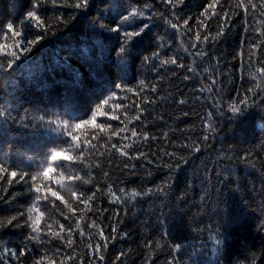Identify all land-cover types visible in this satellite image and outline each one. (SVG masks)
Instances as JSON below:
<instances>
[{
	"label": "trees",
	"instance_id": "1",
	"mask_svg": "<svg viewBox=\"0 0 264 264\" xmlns=\"http://www.w3.org/2000/svg\"><path fill=\"white\" fill-rule=\"evenodd\" d=\"M38 2L35 11L43 25L37 28L36 21H25V35L33 39L47 28L45 38L27 58L22 57V64L17 62L16 71L0 70V105L11 104L7 109L11 129L25 115L55 116L69 105L78 106L81 117L88 119L96 104L113 93L115 98L102 109L108 116L97 118L103 129L89 124L79 131L81 140L89 143L80 144L73 154L82 150L83 161L65 162V178L53 184L67 204L77 208L75 215L59 200L40 201L37 206L44 217L37 233L23 224L29 215H36L29 212L34 199L29 186L16 180L8 185L7 177L0 181V220L24 213L22 226L0 228V248L27 245L31 252L21 262L0 257V264H32L41 255L56 264H251L252 252L257 253L256 264H264V234L257 230L264 220V111L250 107L234 115L229 108L245 94L257 93L253 97L257 101L264 98L261 0H253L257 7L249 6L246 13L237 7L238 0H219L215 14L212 10L204 14L211 0H184L174 10L161 0H91L86 12L72 7L75 0ZM34 3L37 0H0V26L11 22L19 31V21ZM130 7H139L154 19L148 35L135 38L121 73L114 53L117 36L101 24L110 25L106 17ZM158 13L181 27L172 29ZM5 32L0 28V43L6 50L24 39ZM155 51L159 56L152 55ZM7 58L0 55L5 63ZM171 59L177 63H163ZM114 83L123 88L104 89ZM28 131L25 136L7 135L13 161L21 158L25 171H38L37 162L43 164L47 149L67 147L54 143V133L34 138ZM194 146L200 151H193ZM5 151L7 147L0 145V160ZM245 154L254 167L242 159ZM70 174L82 179L69 181ZM72 191H95L92 210L82 214ZM133 193L139 194L133 197ZM60 224L63 240L48 231L51 226L59 232ZM99 229L108 237L107 246L93 255L101 239ZM30 233L39 239L26 240ZM214 237L224 244L216 245ZM69 238L71 246L66 243ZM157 242L160 248L155 247ZM176 243L184 247L173 251Z\"/></svg>",
	"mask_w": 264,
	"mask_h": 264
},
{
	"label": "snow or ice",
	"instance_id": "2",
	"mask_svg": "<svg viewBox=\"0 0 264 264\" xmlns=\"http://www.w3.org/2000/svg\"><path fill=\"white\" fill-rule=\"evenodd\" d=\"M53 4L56 3V0H52ZM161 3L165 5L166 8L170 10H174L179 6L183 5L184 0H161ZM261 4H264V0H261ZM219 5V0H211L210 3L204 8V14H207L209 10L213 11L215 14V9ZM91 0H75L72 7L77 10H84L85 12L90 8ZM249 6L251 8H256L257 4L253 2V0H248V3H245V0H238L237 7L242 8L246 13L248 11ZM39 7V2L34 3L32 5L33 10L27 11L26 15L19 21L21 27L19 31H14L13 23L8 22L5 25L0 26V28H6L7 32L4 33L5 36L10 32L13 37H21L24 36L23 40H16L15 44L10 46L6 50V45L0 43V55L10 57L7 58L6 63L4 60H0V70L3 71H16L20 65L17 63L18 61L23 63L22 57L27 58L28 54L32 52L33 47L38 45L41 40L45 38L44 33L47 32V28L44 29V32L41 34L35 35L33 39H28L25 35V21H36L37 23L34 25L37 28L42 27L43 21H41L40 17L37 15L35 9ZM108 11L111 12V6H109ZM157 15L160 18L165 19V22L169 24V26L178 30L181 25L178 23H172L170 20L166 19L163 13H158ZM172 18L175 19V12L172 11ZM73 19L75 17L73 16ZM106 19H111L112 23L110 25H103L101 27L106 28L108 33H114L117 36L116 46L114 48L115 57L117 60V68L123 73L124 66L126 65L127 60L131 57L134 46H135V38H143L148 35V30H150V23L154 19L153 15L146 16L145 12L142 11L139 7H130L124 8L122 11H118L115 16L106 17ZM191 18H187L183 21V24L187 26L189 24V20ZM131 29V30H129ZM222 31V30H221ZM220 33L218 32L217 35ZM264 35V33H262ZM107 39V38H106ZM201 36L199 32L196 33V40H200ZM203 40L207 41L208 36H203ZM23 44L21 47L20 45ZM195 47V45H193ZM252 47H256V45H252ZM159 52L155 51L152 53L153 56H159ZM251 59V56H249ZM171 62L172 64H176V59L164 60L163 63L167 64ZM14 65L16 67H14ZM183 67V65H180ZM194 69H190L193 71ZM260 72H264V68H260ZM143 84V81L141 82ZM111 87H115L117 89H122L123 85L121 84H112L109 86L108 84L104 85V89L110 91ZM259 87V85H257ZM155 91V88L152 89ZM264 92V89H261ZM247 92H253L252 89H248ZM103 95V91L101 92ZM257 95V93L253 92V97ZM253 97H249L247 94L240 99L236 104H229V108L231 112L235 115L237 113L243 114L250 107H258L261 111H264V98L260 101H257ZM115 94L113 93L106 99H103L100 103L96 104L94 109H90V116L88 119H84L81 117V112L78 106L69 105L65 108L61 113L56 114L55 116H48L46 113L41 114L38 117H29L27 115L21 117L19 120H16L15 123L17 125L16 129H11L10 122L8 120L7 109L11 108V104L5 103L4 105H0V145L6 146L8 151L4 152V159L0 160V181H3L5 177H7V184L12 185L13 181L16 180L18 183L23 182L29 186V190L34 194V199L32 201V206L29 209V212L36 213L35 217L29 215L27 220L23 221V224L32 228L33 231L39 233L41 231L40 224L41 219L44 217V212L40 211V208L37 206L38 202L46 201L51 204H55L57 200L67 205L69 211L75 215L77 213V208L72 207L71 204H67L64 196L60 194L59 191L53 186V184H60V179L65 178L63 166L65 162H75V161H83L84 152L81 150L79 155H74V151L79 149L80 144H88L89 141L87 139L81 140L79 135V131L82 130L86 125L93 124L96 128L103 129L105 125L96 124L98 117H107L108 113L104 112L102 109L105 105L108 104L109 99H114ZM251 100V103L249 101ZM181 104L184 101H180ZM87 114V113H85ZM211 115V113H209ZM111 119H118V117H111ZM110 127V125H109ZM31 130V134L34 138H38L43 135L45 132L54 133L55 134V142H59V144H67V147L55 146L47 149L43 153V164H39L37 162V166L39 167L38 171L30 172L23 170L24 164L22 163L21 158H16L13 161V154L11 153L12 144L8 141L7 135L11 133L13 136H25L29 134ZM117 133H114L116 135ZM131 135L133 137L137 136V132L133 129L131 131ZM166 135V134H165ZM144 138H147V133L144 134ZM205 140L208 139L207 136L204 137ZM35 142V140H34ZM115 148L116 146L113 145ZM184 147H188V145H184ZM193 151H200L199 146H194ZM123 155L127 156V152H122ZM29 160H32V157H28ZM183 159V158H181ZM242 159L249 164H252V160L250 157L245 154ZM186 162V161H185ZM254 167L255 165L252 164ZM171 167V166H169ZM179 167V164L176 165ZM20 169V170H17ZM69 181H80L82 177L79 175H68L66 177ZM85 184L90 183V181H84ZM157 191H164L163 188H157ZM123 191V189H121ZM148 192L153 191V189H147ZM139 193H133V197L138 195ZM115 196V193H112ZM96 196L95 191H91L90 194L84 191H72L71 197L73 202L80 207V211L83 214L85 211L92 210V203L94 202ZM24 217V213L20 212L17 215H12L6 220H0V228H6L9 225L13 227L22 226L20 223V218ZM16 222L15 224L13 222ZM79 228V224L76 225ZM59 232H53L51 226H48L49 233L57 237L61 240L64 239L63 236L60 235L61 232L64 231V224L59 225ZM257 230L264 234V220H261L257 225ZM68 236L72 235V228H68ZM115 231V229H113ZM80 235L83 236V232H80ZM98 235L101 238L99 242L95 244V248L93 251V255H97L99 251L102 250L103 247L107 246L108 237L104 236L103 229H99ZM167 235V232L164 233ZM114 238V237H113ZM26 240H38V235H32L31 233L25 237ZM214 242L216 245H223L224 240L222 238L214 237ZM67 245H72V240L69 238L67 240ZM262 245H264V240L261 241ZM91 248L92 246L89 245ZM156 248H160V243H155ZM184 247L181 243H176L172 246L173 251H179ZM261 252H264V247H262ZM26 253L31 255L30 250L27 245H17L16 247H7L3 246L0 248V257H11L16 259L18 262L22 261V258L26 256ZM195 254V253H194ZM124 255L121 253V256ZM252 260L251 264H256L257 253H250ZM100 260H103L102 256L98 257ZM70 260L71 257L69 256ZM119 259V257H117ZM44 261H47L48 264H56L55 260H49L47 255H41L38 260H33L32 264H43ZM60 264H64L63 261ZM168 264H174L173 261H169Z\"/></svg>",
	"mask_w": 264,
	"mask_h": 264
}]
</instances>
